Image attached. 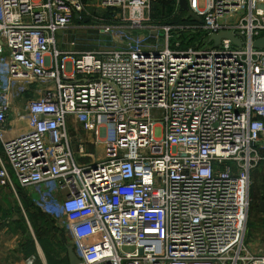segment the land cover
Instances as JSON below:
<instances>
[{"label": "built area", "instance_id": "1", "mask_svg": "<svg viewBox=\"0 0 264 264\" xmlns=\"http://www.w3.org/2000/svg\"><path fill=\"white\" fill-rule=\"evenodd\" d=\"M99 1L124 43L61 52L82 0H0V187L34 188L49 213L60 200L81 264H264L244 245L264 162V0H186L194 25L151 20L157 0ZM224 31L240 46L215 44ZM71 124L94 151L74 149Z\"/></svg>", "mask_w": 264, "mask_h": 264}, {"label": "rangeland", "instance_id": "2", "mask_svg": "<svg viewBox=\"0 0 264 264\" xmlns=\"http://www.w3.org/2000/svg\"><path fill=\"white\" fill-rule=\"evenodd\" d=\"M84 6L83 20H75L71 28L59 31L56 34V47L61 52L86 51L90 49H106L123 44L125 38L119 37L115 32L104 33L102 25H117L118 10L109 11L101 6L99 0H82ZM169 2L167 0H157L151 7V20L161 22L164 25H194L200 21L191 16L188 12H177L173 17H167ZM153 21V22H155ZM190 36H188V35ZM141 34L134 36L139 37ZM198 33L179 34L178 40L186 45H193L195 36ZM200 36V35H199ZM73 43V44H72ZM27 100L25 96L20 104ZM19 105V104H18ZM73 134V147L76 150L80 142L90 149L88 136L81 129L70 125ZM155 136H160L158 128L155 129ZM101 147L97 148L100 152ZM15 184L17 196L10 190L0 194V228L4 230V222L13 221L12 218L20 219V224H10L7 231L0 232V238L9 239L18 237L19 247L22 255L36 256V264H68L66 256V246L72 245V241L64 226V214L60 211L58 203H54L55 209L50 211L44 204L34 188H22L16 180ZM264 201V162L259 163L250 174L249 208L248 218L244 233V245L253 254H264V210L260 209L261 202ZM22 243V244H20ZM17 251V250H16ZM23 251V252H21Z\"/></svg>", "mask_w": 264, "mask_h": 264}, {"label": "crops", "instance_id": "3", "mask_svg": "<svg viewBox=\"0 0 264 264\" xmlns=\"http://www.w3.org/2000/svg\"><path fill=\"white\" fill-rule=\"evenodd\" d=\"M168 1L173 2L171 0H168ZM14 123H15L14 121L10 122L9 126H7V130H8L7 131V137L14 134L15 132H17V129L13 127ZM1 188L2 187H0V189ZM2 190L7 191V189H5V188H2ZM2 190H0V194H1ZM0 203H1V201H0ZM12 219H13V221H10L8 223L4 222L5 228H4V230H2V228H0V232H2V231L4 232V231L9 230L10 228H8V225H10V224H17V223L20 224V219H18V218H12ZM17 238L18 237H14V239L13 238H9V239L0 238V264H26L25 260L30 255L24 256L20 253V251H18L19 249L20 250H22V249L19 247V241L17 240ZM20 244H22V243H20ZM21 252H23V251H21ZM66 256H67V254H66Z\"/></svg>", "mask_w": 264, "mask_h": 264}, {"label": "water", "instance_id": "4", "mask_svg": "<svg viewBox=\"0 0 264 264\" xmlns=\"http://www.w3.org/2000/svg\"><path fill=\"white\" fill-rule=\"evenodd\" d=\"M171 1H174V0H171ZM178 4H179V9L181 11L187 10V1L186 0H178ZM78 18L79 17L77 15L76 19H78ZM211 38L215 44H217L221 38H227V39H230L232 42H234L236 45L240 46V42L234 37L233 34H231L229 32H225V31L220 32L218 35H212ZM253 47L259 48V49H264V37L257 39L253 43ZM260 209L264 210V201L261 202ZM65 248H66L68 264H81L80 260L76 257V255L74 253L73 246L68 245ZM140 253H141V251H140Z\"/></svg>", "mask_w": 264, "mask_h": 264}, {"label": "trees", "instance_id": "5", "mask_svg": "<svg viewBox=\"0 0 264 264\" xmlns=\"http://www.w3.org/2000/svg\"><path fill=\"white\" fill-rule=\"evenodd\" d=\"M169 5H170V3H169ZM171 11H172V6L170 5V6H168V8H167V12H165V15L167 16ZM181 12H184V10L181 11ZM78 19H79V18H78ZM78 19H77V20H78Z\"/></svg>", "mask_w": 264, "mask_h": 264}]
</instances>
